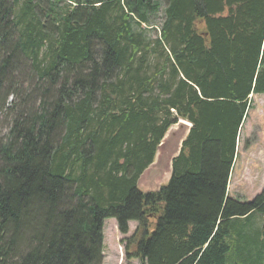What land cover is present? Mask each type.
Masks as SVG:
<instances>
[{
  "label": "trees",
  "instance_id": "1",
  "mask_svg": "<svg viewBox=\"0 0 264 264\" xmlns=\"http://www.w3.org/2000/svg\"><path fill=\"white\" fill-rule=\"evenodd\" d=\"M253 95L264 0H0V264H103L108 219L138 223L127 264H264V188L228 192ZM180 119L170 182L141 191Z\"/></svg>",
  "mask_w": 264,
  "mask_h": 264
},
{
  "label": "rangeland",
  "instance_id": "2",
  "mask_svg": "<svg viewBox=\"0 0 264 264\" xmlns=\"http://www.w3.org/2000/svg\"><path fill=\"white\" fill-rule=\"evenodd\" d=\"M41 4V10H47L49 2L56 0H35ZM70 0H59L60 9L66 8ZM164 7H162L163 9ZM162 12L158 17L152 18V28L150 25H142L147 32V37L155 39L158 29L162 23ZM13 99L10 97L7 106L11 105ZM251 109L239 133L237 141V159L229 180L228 192L230 198L242 202H250L256 198L264 188V95H253L250 97ZM173 117L177 115L173 112ZM11 114H0V140H4L11 125ZM181 120V119H180ZM142 191L156 190L155 186H150V181L143 179L140 182ZM138 227L137 222L129 223V233L122 235L115 219L105 221L104 228V261L103 264H127L125 256L126 243L124 238L131 237ZM130 264H140L138 259H134Z\"/></svg>",
  "mask_w": 264,
  "mask_h": 264
},
{
  "label": "water",
  "instance_id": "3",
  "mask_svg": "<svg viewBox=\"0 0 264 264\" xmlns=\"http://www.w3.org/2000/svg\"><path fill=\"white\" fill-rule=\"evenodd\" d=\"M191 129V123L184 120H179L169 127L157 148L154 162L143 172L138 181L140 190V182L143 179L149 180L150 186L154 185L156 189L153 190V188L152 191L145 193L158 191L163 186L168 185L173 176L174 161L181 155L183 145L190 135Z\"/></svg>",
  "mask_w": 264,
  "mask_h": 264
}]
</instances>
